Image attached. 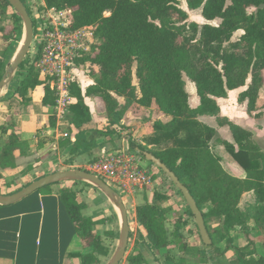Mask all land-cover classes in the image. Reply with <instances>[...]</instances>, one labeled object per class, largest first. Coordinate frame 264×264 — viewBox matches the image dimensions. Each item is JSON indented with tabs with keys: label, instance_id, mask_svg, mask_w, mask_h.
Masks as SVG:
<instances>
[{
	"label": "trees",
	"instance_id": "trees-1",
	"mask_svg": "<svg viewBox=\"0 0 264 264\" xmlns=\"http://www.w3.org/2000/svg\"><path fill=\"white\" fill-rule=\"evenodd\" d=\"M43 1L49 8L70 9L71 27L93 26L98 41L93 46V57L84 58L98 68V73L93 74L94 83L84 92L76 84L71 86V95L76 101L68 111L69 123L77 130L75 140L72 142L69 136L62 138L60 146L66 148L70 157L90 152L113 136L121 137L113 127L124 126L121 120L133 103L143 107L155 103L160 113L171 119L166 123L154 121L151 132L143 139L144 144L125 134L130 147L151 152L188 188L212 240L210 249L214 253H210V260H216L233 247L234 264H264V253L257 251L250 237L253 229L264 228V152L253 141L249 130L218 116L219 106L215 101V98L226 97L230 90L244 87L238 100L246 101L249 113L256 110L263 83L264 0H185L189 10H201L202 18L207 21L201 26L187 22L188 14L179 6V0ZM250 8H254L253 11ZM5 19L11 20L13 28L21 31L18 14L6 0H0V21ZM214 20L219 23H208ZM3 30L0 26V31ZM237 31L242 33L233 41ZM14 37L17 36L3 35L0 80L8 56L17 48L9 52L16 41ZM22 68L16 72L17 82L8 97L21 107L31 103V93L43 84L34 64ZM183 74L194 83L199 98L195 108L189 104ZM133 75L138 79L137 86L133 84ZM89 96L101 99L107 126L96 128L92 122L91 112L84 102V97ZM116 97H123L124 104ZM41 102L45 107L55 103L48 85L44 86ZM199 115L216 116L220 126L229 127L233 143L217 138L214 128L197 120ZM54 123V117L50 116L49 126L53 127ZM93 133L103 138L96 139ZM212 141L222 145L242 167L244 178L225 171L219 156L211 150ZM27 144L17 135L14 122L8 120L0 125V169L13 167L14 152L24 153ZM148 145L156 149L152 151ZM95 160L91 157L89 163ZM49 187L37 191H47ZM249 191L253 192L254 201L241 209V197ZM59 196L79 236L92 247L91 253L77 254L81 264H100L99 256H108V251L101 237L92 232L93 221L82 216L84 206L76 200V192L62 189ZM153 198V202L145 200L135 208L136 221L147 232L146 252L177 247L184 255L176 260L166 255L165 259L171 264H193L186 261V255L199 257V263L195 264H206L208 251L185 240L186 234L194 233L192 228L185 229L189 221L198 234L189 208L185 205L187 218H183L170 203V194L156 190ZM233 229L245 237L247 244L233 246L230 235ZM221 242L226 244L223 251L217 246ZM127 262L147 264L143 252L129 256Z\"/></svg>",
	"mask_w": 264,
	"mask_h": 264
},
{
	"label": "crops",
	"instance_id": "crops-1",
	"mask_svg": "<svg viewBox=\"0 0 264 264\" xmlns=\"http://www.w3.org/2000/svg\"><path fill=\"white\" fill-rule=\"evenodd\" d=\"M214 21L208 23L214 24ZM262 76L264 78V69L262 70ZM93 83L94 81L92 80L91 84ZM243 90L244 87L230 90L226 97L215 98L219 106L218 116L220 118H227L231 122L249 130L252 133V139L255 140L258 134L262 133L261 127L264 125V107H261L260 104L262 91L264 90V79L259 90L256 110L250 113L247 111L246 101L241 102L238 100L239 93ZM7 91L4 88L0 93V125L5 124L8 120L14 122L17 135L20 139L27 141L28 144L24 149V153L20 154L19 150L14 152L13 167L0 169L2 174L0 178L1 194H11L35 179L55 171L74 168L86 169L88 167L91 157L88 161L81 164L76 163V159L68 155L66 148L60 146V140L63 138L60 130L65 123L66 114L62 120L57 119L55 127H50L46 122L40 125L35 124V128L32 131L27 130L25 135V123L21 117L24 107L17 106L13 99H9ZM84 91L82 90V92ZM33 92L31 93V97ZM193 93V96L188 93L189 104L195 108L199 105V98L194 86ZM43 94L44 90L41 88V91L37 92L36 98H32L31 103H36L47 108L41 102ZM116 98L118 100V97ZM87 106L89 107V105ZM89 110L92 122L95 123V116L97 114L93 113L90 107ZM149 110L155 112L156 118H153L149 122L147 121V123L145 122L143 126L137 125L135 128H131L132 134L130 135L137 142H144L143 139L151 132V126L154 121L159 120L166 123L171 119L170 116L162 115L155 103H152ZM102 111H104V106L100 112ZM41 114H44L47 119L43 111ZM127 118L128 114L124 119L125 121L121 120L123 125L126 123ZM197 120L214 128L217 138L233 143L229 127L226 125L220 126L216 116L199 115ZM67 123L69 125V121ZM74 130L69 135L72 142L75 140V133L77 132L75 128ZM123 139L125 140L124 135L120 137L119 142ZM148 146L153 147L151 145ZM211 150L219 156L222 167L230 175L237 178L245 177V171L222 145H217L212 141ZM260 150L264 152V150ZM62 189H71L76 192V200L84 206L81 210L82 216L93 221L92 232L100 236L102 240L106 236L111 237L113 245L111 243L110 247L111 249L114 247V238H116L120 227V217L113 204L102 192L87 182L64 181L51 184L47 191H35L14 204L0 206V264H81V259L77 254L92 252L89 242L79 236L61 202L59 194ZM83 193H86V199L81 197ZM152 196L153 193L150 194L149 198L144 196L141 202H144L146 199L148 202H151ZM244 200L245 205L241 207ZM253 201V192H245L241 197L239 207L244 209L248 203H252ZM167 204L169 203H165V205ZM133 206L132 215L135 218L136 229L139 230L140 236V242H138L140 248L136 250L135 254L138 252L146 253L145 240L147 232L142 226L138 225L135 216L136 203L133 202ZM196 244L199 247L197 241H195ZM103 245L105 246L106 244L103 242ZM167 248L164 247L158 252H165ZM155 253L157 254V252ZM124 264L130 263L125 260Z\"/></svg>",
	"mask_w": 264,
	"mask_h": 264
},
{
	"label": "rangeland",
	"instance_id": "rangeland-1",
	"mask_svg": "<svg viewBox=\"0 0 264 264\" xmlns=\"http://www.w3.org/2000/svg\"><path fill=\"white\" fill-rule=\"evenodd\" d=\"M43 3H44L43 0H25V5H26L29 13L31 14L32 22L34 23L35 36L33 38L32 44H31L30 52L26 56L24 62L21 64L20 70H22L23 69L22 67H24V66H25V69L29 68V65L27 63L28 60L31 63L32 60L35 58L34 52H35V47H36L35 46L36 40H37L38 35H39V32L37 30V28L39 26V22L34 18V15L39 16L40 14H42V13H40V11L43 9V5H41ZM179 6L184 11L187 12V14H188L187 22H189V23L194 22V23L198 24L199 26L203 25L204 23H207L202 18L200 9L189 10L187 8L185 0H179ZM35 8L38 9V12H37V9H35ZM253 9L254 8H250L249 10L253 11ZM8 10H9V12L12 11V9H8ZM38 13H40V14H38ZM213 23L218 24L219 21L215 20ZM20 25H21V31L18 29H14L13 25H12V21L9 19H5L3 21H0V26L4 27V30L0 31V45L3 44L2 39H3L4 34H7V35L10 34L12 36H17L16 38L14 37L16 39V41H14L12 43V45L9 49V52L12 49L14 50L16 47L18 48L20 46V43L23 40L24 33H23L22 22H20ZM241 33H242L241 31L235 32L232 40L233 41L237 40L238 37L241 35ZM17 48H16V50H17ZM13 55L8 56V59H7L8 63L11 62ZM95 67H93V65L91 64L88 68L87 67L83 68V71L88 70V72L85 74L86 77L88 75V78H85L84 76L80 75L81 76L80 80H81L83 91L89 85H91L92 80H93L91 77H93V74L98 73V68L97 67L95 68ZM135 69H136V66L134 65L133 66V73H135ZM17 78H18V76H15L13 82L9 86L6 87V89L8 90L7 91V97H9L10 92L13 91V87L16 85ZM88 79H90V81H88ZM183 79L185 80V88H186L187 92L191 96H193L194 95V93H193L194 83L192 81H190V79L185 74H183ZM40 80L42 81L41 77H40ZM42 82H43V84L38 86L39 89L36 88L35 91L33 92L32 98L33 97L36 98V94H37V92L41 91V88H43V90H44V86L47 85V81L43 80ZM133 84L135 86L138 85V79L136 78L135 75H133ZM5 98H6V96H5ZM118 101L120 104H124V102H125L123 97H118ZM85 102L87 105H89V107L93 111V113L97 114L95 116V123H94L96 128H103V127L107 126V124H108L107 119L105 121V118H107V117H106L104 111L100 112V110L103 108V104H102L101 99L99 97H96V96H89V97L85 98ZM260 104H261V107L262 106L264 107V90L262 91V100H261ZM5 105H6V103H5ZM23 107L24 108L22 109L23 111L21 112V115H22L21 117L23 118V120H24L23 122L25 123V128H24V134L25 135H26L27 130L32 131L35 128V124L40 125V124L46 122V124L49 125V117L50 116H53L55 119L54 127L57 125V119H56V116L53 112L52 107L44 108V107H42L36 103H30L29 105L23 106ZM97 110H99V111H97ZM13 111L17 112L15 110H13ZM42 111H43V113L46 114L47 119L45 118L44 114L43 115L41 114ZM127 114H128V118L126 119V123L124 124V126H122V127L114 126L113 127L115 130H117V134H119L120 136H122V135L125 136V134H127V133L132 134V132H131L132 127L135 128L137 125L143 126L145 122L147 123V121L149 122V121L153 120V118H156V116H157L155 114V112L149 110V107L148 108L143 107L140 105H136L135 103H133L127 109L125 116L123 117V120L127 117ZM69 115H70V113H69V111H67L65 123L63 124V127H61V130H60L62 135L64 133L67 134L66 137L69 136L71 131H75L73 126L70 123H69V125L67 123L69 121ZM135 117H137V118H135ZM127 125H129V126H127ZM261 128H262V133H259L257 136V139H255L253 141L258 145V147L260 149L264 150V125ZM92 135L96 139L103 138V137H100L98 134L93 133ZM66 137L63 136V138H66ZM119 139H120V137L117 138V137L113 136V139L106 141L105 143L115 141L117 144ZM138 143H142V142H138ZM142 144H144V142ZM147 148L152 150V151H154L156 149L155 147H149V146ZM99 156L100 155L95 156V158L97 159ZM90 157H92V154L90 152H84V153H81L79 155L74 156V158L76 159V163H80V164L88 161V159ZM140 157H141V159L139 161V165L141 168L149 170L150 173L154 175L153 183L151 186L136 188L133 191L128 192V193H125V192L122 193V192H120V190L118 191L121 194V198H122L124 205H125V208L127 210L128 220H129V225H130V235H129L127 250H126L124 257L122 258V260L120 261L119 264H124L125 260L127 261V258L129 256L135 254L137 252L136 250H139V248H140L138 245V242H140L138 240L139 230L136 229L135 220H134L135 218H133V215H132V210L134 209L133 202L136 203V205L142 203L141 201H142V198L144 196L149 198L150 194L154 193L156 190L157 191L160 190L162 192H167L168 194L171 195L170 203L171 202L173 203V208H174L176 214H181V216L183 218H187L185 211H184L186 204H185L184 200L182 199V197L180 196V194L178 193V191L173 186V184L168 180V178L165 175H163L161 173V171L157 167H155L153 164H151V162L146 160L141 155H140ZM89 165L86 169L89 168ZM75 186H78V185H75ZM81 197L86 199L87 198L86 193H83ZM153 201H154V198L152 196L151 202H153ZM244 205H245V200L242 201L241 207H244ZM213 225L214 224H211V226H213ZM191 228H192V231L194 233L191 235H188V236L186 234L185 240H187V242L191 245H195V241H197L199 243V248H204V246L202 245V242L199 239L198 234L195 232L194 225L192 224L191 221H189V223L185 226V229L187 230V229H191ZM230 235L232 237V244L234 247H239V246H243V245L247 244V240L245 239V237L242 234H240L239 231L233 229L230 231ZM118 237H119V230H118L116 238H114L116 241L114 240L115 245H114V247H112V249L110 247L111 243L113 245V240H111V237L106 236L104 238L103 242H104V244H106L105 247L108 251V256H99V260L101 262L100 264H106L108 262V260L111 258L112 254L114 253L115 248L118 244ZM250 237L254 241L255 247L257 248V251L259 253L263 254L264 253V228L259 227V228L253 229V232H251ZM196 245L198 246V244H196ZM217 246H218L220 251H223V250H225L226 244H225V242H221ZM168 248H167V251L162 252L163 254L158 252V251H157V254L155 252L151 251L154 254L155 258H158L160 260V261H158L160 264H171V262H168L165 259L166 255L167 256L171 255L174 260L178 259L181 255H184L177 247H174L172 249L171 246H169ZM205 250L208 251V256H211L210 253L211 254L214 253L211 249H205ZM185 259L187 262H190L193 264L199 263V257L194 256V255H190V256L186 255ZM234 260H235V250L232 247V248L226 249V252L223 255L218 256V258L216 260H214V261L211 260V263L214 262L215 264H234ZM206 264H210V262L208 263V260H207Z\"/></svg>",
	"mask_w": 264,
	"mask_h": 264
},
{
	"label": "built area",
	"instance_id": "built-area-1",
	"mask_svg": "<svg viewBox=\"0 0 264 264\" xmlns=\"http://www.w3.org/2000/svg\"><path fill=\"white\" fill-rule=\"evenodd\" d=\"M41 5L42 14L34 15L39 22L35 58L27 63L29 66L34 64L42 81H47L55 96L53 112L56 119L62 120L69 106L75 101L71 95V86L76 84L82 90L80 75L88 78L85 75L88 70L83 71V68H88L91 62L84 58L93 57V46L98 41L93 26L71 27L70 9L58 10L47 7L45 3ZM34 36L33 31V38ZM63 136L66 137L67 134L64 133ZM140 159L139 154L121 147L101 154L86 170L103 179L117 192L120 190L128 193L153 183V174L140 167Z\"/></svg>",
	"mask_w": 264,
	"mask_h": 264
},
{
	"label": "water",
	"instance_id": "water-1",
	"mask_svg": "<svg viewBox=\"0 0 264 264\" xmlns=\"http://www.w3.org/2000/svg\"><path fill=\"white\" fill-rule=\"evenodd\" d=\"M6 1L20 17L23 25L24 36L22 43L15 51L11 59V62L8 63L5 68L3 76L0 80V93L3 91L4 88H6L8 85H10L13 82L18 68L21 66L26 56L30 52L32 39H33V31H34L33 22L25 3L22 0H6ZM0 100H1V96H0ZM121 147L132 150L139 155H143V157L146 160L151 162L168 178V180L173 184L175 189L179 192L186 206L189 208L193 216V221L197 227L199 238L204 248L210 249L212 240L206 228L203 214L201 210L198 208L195 199L190 194L188 188L177 178V176H175V174L165 164H163L157 157H155L151 152L147 150H141L139 148H131L128 140H122L121 142L118 141L117 144L115 141H113L98 145L95 148L91 149L90 153L92 154V157H95ZM64 181H73V182L83 181L93 185L109 199V201L113 204V206L117 210L120 217L118 244L115 248L114 253L112 254L111 258L108 260L106 264H119L126 253L128 241H129V235H130V225H129L127 210L125 208L121 195L112 187H110V185H108L103 179L90 173L86 169L74 168V169L55 171L35 179L34 181L30 182L28 185L24 186L23 188H21L20 190L14 193L11 194L0 193V206H7L14 204L20 201L21 199H23L24 197L31 195L33 192L37 191L38 189H41L47 185L55 184L58 182H64ZM143 254L147 264H160L158 260H155V256L151 251L148 250V252ZM209 262L210 264H215L214 262L211 263V260L208 256V263Z\"/></svg>",
	"mask_w": 264,
	"mask_h": 264
},
{
	"label": "bare ground",
	"instance_id": "bare-ground-1",
	"mask_svg": "<svg viewBox=\"0 0 264 264\" xmlns=\"http://www.w3.org/2000/svg\"><path fill=\"white\" fill-rule=\"evenodd\" d=\"M21 43H22V42H21ZM21 43H20V44H21Z\"/></svg>",
	"mask_w": 264,
	"mask_h": 264
}]
</instances>
